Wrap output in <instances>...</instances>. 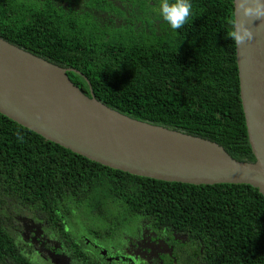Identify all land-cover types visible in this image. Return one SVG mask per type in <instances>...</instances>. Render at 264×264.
Masks as SVG:
<instances>
[{
  "label": "trees",
  "instance_id": "obj_1",
  "mask_svg": "<svg viewBox=\"0 0 264 264\" xmlns=\"http://www.w3.org/2000/svg\"><path fill=\"white\" fill-rule=\"evenodd\" d=\"M19 1L0 0L1 39L72 70L67 76L84 95L92 93L130 119L210 141L236 161L255 162L235 44L228 38L233 0H191L192 14L176 30L160 16V0H124L99 18L101 27L88 16H69L62 29L50 25L45 11L23 9ZM6 204L47 225L56 233L47 238L69 250L74 264H108L81 257V245L91 249L95 240H119L127 225L140 220L201 242L211 264H264V198L255 188L132 176L0 114V206ZM0 264L34 263L2 233Z\"/></svg>",
  "mask_w": 264,
  "mask_h": 264
},
{
  "label": "water",
  "instance_id": "obj_2",
  "mask_svg": "<svg viewBox=\"0 0 264 264\" xmlns=\"http://www.w3.org/2000/svg\"><path fill=\"white\" fill-rule=\"evenodd\" d=\"M233 21L237 19L233 0ZM264 19L251 42L235 44L239 96L254 163L176 130L130 119L84 95L70 69L0 38V114L74 154L112 170L192 186L247 185L264 198Z\"/></svg>",
  "mask_w": 264,
  "mask_h": 264
},
{
  "label": "flooded vegetation",
  "instance_id": "obj_3",
  "mask_svg": "<svg viewBox=\"0 0 264 264\" xmlns=\"http://www.w3.org/2000/svg\"><path fill=\"white\" fill-rule=\"evenodd\" d=\"M124 0H22V8L31 10L33 4L35 8L45 11L50 25L62 29V20L74 17L79 20L82 16L89 17L90 22L101 27L99 18L108 15V9L113 6L121 7L126 3ZM128 2V1H127ZM49 3V4H48ZM103 8V10H102ZM105 13V14H104ZM48 22V23H49ZM10 208V209H8ZM13 205L6 204L0 206V234L7 233L9 241H12L20 254L30 257L31 248L27 242L21 243L22 232L17 226L19 219ZM132 223V222H131ZM133 230L132 233L126 232ZM120 245L111 244L105 246L104 243H90L91 249L81 245L83 258L89 256L101 257L108 264H211L212 260L201 242L189 239L185 234L169 233L165 229H155L145 220L134 221V224L127 225ZM4 240V236H2ZM54 240L58 244L52 243ZM7 241V238L5 239ZM34 240V246H39L49 264H74L69 256V250L60 245L54 237L47 238L46 242ZM108 242H114L112 240ZM46 243V244H45ZM18 244V245H17ZM85 250V252H84ZM23 252V253H22ZM32 260L33 257H30ZM94 258V257H93ZM210 258V259H209ZM99 262V261H98ZM35 263V259L33 260ZM85 264V263H84Z\"/></svg>",
  "mask_w": 264,
  "mask_h": 264
},
{
  "label": "clouds",
  "instance_id": "obj_4",
  "mask_svg": "<svg viewBox=\"0 0 264 264\" xmlns=\"http://www.w3.org/2000/svg\"><path fill=\"white\" fill-rule=\"evenodd\" d=\"M191 0H160L159 14L173 30L182 28L192 14ZM237 19L228 33L234 44L240 46L254 39L250 24L255 19H264V0H236ZM264 24L257 29L260 30Z\"/></svg>",
  "mask_w": 264,
  "mask_h": 264
},
{
  "label": "rangeland",
  "instance_id": "obj_5",
  "mask_svg": "<svg viewBox=\"0 0 264 264\" xmlns=\"http://www.w3.org/2000/svg\"><path fill=\"white\" fill-rule=\"evenodd\" d=\"M19 2H22L19 1ZM26 7L28 8H35V4L32 5V7H29V5H26ZM10 209V208H8ZM13 215H16L17 218L19 219V221H17V226L20 227L21 232H22V236H21V243H28L30 246L32 245V249L25 247V250L30 251V257H33L35 259V263L36 264H49V261H45V259L43 258V256L46 258V256L44 255L42 248L39 246H34V240H41L40 242H46L47 241V235L51 236L54 235L56 233H50V229L47 225H45L44 223H40L39 221H34V220H30L28 219L29 216L31 215V213L28 210H25L23 215L19 212H13ZM55 229V228H54ZM80 230L82 231V226L80 228ZM51 232H54V230L51 229ZM126 232L128 233H132L133 230H127ZM123 240V237H121L119 240H116L114 242H108L105 239H100V243H104L105 246H111V244H115V245H120L121 242ZM53 241L52 243L54 244H58L56 241ZM46 244V243H45ZM86 249V246H85ZM85 252V250H84ZM33 259V260H34Z\"/></svg>",
  "mask_w": 264,
  "mask_h": 264
}]
</instances>
